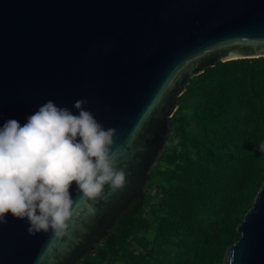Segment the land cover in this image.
Masks as SVG:
<instances>
[{
  "label": "water",
  "instance_id": "95a60500",
  "mask_svg": "<svg viewBox=\"0 0 264 264\" xmlns=\"http://www.w3.org/2000/svg\"><path fill=\"white\" fill-rule=\"evenodd\" d=\"M264 56V0H0V128L21 126L47 101L74 115L87 100L126 184L82 200L75 181L68 233L31 235L7 213L0 264H75L93 255L135 200L170 133L188 80L216 62ZM129 141L131 145L129 146ZM125 164L127 167H125ZM220 264H264V178Z\"/></svg>",
  "mask_w": 264,
  "mask_h": 264
},
{
  "label": "trees",
  "instance_id": "16d2710c",
  "mask_svg": "<svg viewBox=\"0 0 264 264\" xmlns=\"http://www.w3.org/2000/svg\"><path fill=\"white\" fill-rule=\"evenodd\" d=\"M176 100L160 158L173 162L165 151L178 145V163L158 173L165 187L154 240L136 237L151 199L142 190L97 251L75 264L113 262L129 239L141 252L127 249L124 264H220L237 238L235 226L264 178V56L216 62L191 77Z\"/></svg>",
  "mask_w": 264,
  "mask_h": 264
},
{
  "label": "clouds",
  "instance_id": "9594fccd",
  "mask_svg": "<svg viewBox=\"0 0 264 264\" xmlns=\"http://www.w3.org/2000/svg\"><path fill=\"white\" fill-rule=\"evenodd\" d=\"M86 103L77 100L74 115L49 100L23 126L12 119L0 128V225L11 213L27 218L31 235L52 229L64 237L73 216V181L89 201L103 197L106 185L112 193L125 186L124 168L116 165L127 153L113 151L116 130H105Z\"/></svg>",
  "mask_w": 264,
  "mask_h": 264
},
{
  "label": "rangeland",
  "instance_id": "374dc122",
  "mask_svg": "<svg viewBox=\"0 0 264 264\" xmlns=\"http://www.w3.org/2000/svg\"><path fill=\"white\" fill-rule=\"evenodd\" d=\"M167 143V142H166ZM166 146V145H165ZM165 149V147H164ZM164 149L162 150V153L164 151ZM178 145L175 146V152L171 151V149H167V151H165V153L168 154H173L175 155L174 161L173 162H167L166 159L164 157L160 158V156L158 157V159L156 160L155 164L152 166V168L149 171V180L145 183V186L143 187V192L151 195V199L149 202V206H145L144 207V212H143V217L144 220L146 221V227L143 229H140L137 233H136V237L144 240L146 243H149L150 240H154L155 236H156V227H157V220H158V215H157V203L160 202V189L165 185L162 182L161 177L159 176V172L165 171L167 173H169L172 168L173 165L175 163H178V159L176 157V153L178 152ZM186 155H188L189 157H191V151L188 149L186 150ZM153 209V210H152ZM126 251L120 252L118 253V257L117 259H115L113 262H109V260L104 261L102 264H124L123 261L120 260V258H124L127 257V249L128 250H133L136 251V253L141 252V247L133 242H131V239H129L126 244L124 245Z\"/></svg>",
  "mask_w": 264,
  "mask_h": 264
}]
</instances>
